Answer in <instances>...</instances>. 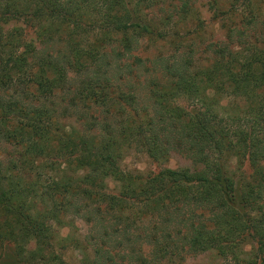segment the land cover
I'll list each match as a JSON object with an SVG mask.
<instances>
[{
	"label": "trees",
	"instance_id": "obj_1",
	"mask_svg": "<svg viewBox=\"0 0 264 264\" xmlns=\"http://www.w3.org/2000/svg\"><path fill=\"white\" fill-rule=\"evenodd\" d=\"M209 1L228 22L202 63L196 0H0L1 264H72L55 241L76 218L81 264H264V0ZM127 147L198 169L133 172Z\"/></svg>",
	"mask_w": 264,
	"mask_h": 264
},
{
	"label": "rangeland",
	"instance_id": "obj_2",
	"mask_svg": "<svg viewBox=\"0 0 264 264\" xmlns=\"http://www.w3.org/2000/svg\"><path fill=\"white\" fill-rule=\"evenodd\" d=\"M228 5H222V7L216 6L213 2L209 0H196L193 12L190 15V18L186 20L185 27L183 32L186 36V43L193 45L192 40H196L194 47V58L200 56L201 62L209 63L210 53L205 51L206 48H209L210 45L219 43L225 38V31L223 24L228 22L225 13H220L219 11L227 10ZM225 12V11H224ZM223 17H225L223 21ZM188 27V28H187ZM49 44L50 40H45ZM42 43V42H41ZM42 43V44H43ZM37 44V43H36ZM163 42L153 43L149 40H142L139 44L140 49L137 51L140 55H150L152 56L158 48L171 50V47L168 45L163 46ZM38 45V44H37ZM38 51V48H36ZM145 91L143 103L147 101V96L149 93L146 90L142 89V92ZM182 104L190 106L192 103L191 100H183ZM223 105H226L227 99L222 100ZM1 144V143H0ZM2 145V144H1ZM123 158L121 160V166L127 170L133 172H141L147 174L150 172L158 171L162 167H172V168H190L192 171H195L196 168L192 162L186 157L180 155L179 153L172 151L167 160L162 162H157L152 160L145 152L141 151L136 147H127L125 152L122 153ZM231 169L234 172L235 177L238 180H243L250 175L251 169L249 165L236 158L232 159ZM108 183L113 187L115 182L108 179ZM4 202L0 200V216L3 210ZM89 230V225L83 219L76 218L74 219L71 225L59 228L57 231L56 241L58 239L71 236L72 239L65 241L63 245L56 244V250H58L65 260L72 264H81V259L84 255L85 249L89 252L91 250L90 244L86 243L84 237ZM77 239L82 243L79 244ZM25 251L28 252L34 248L32 241H24ZM251 246L248 244L244 247L246 251H249ZM2 246L0 243V264L2 261ZM244 256V255H243ZM188 264H222V260L216 255L215 252L207 251L201 254H189L187 258ZM230 264V263H229Z\"/></svg>",
	"mask_w": 264,
	"mask_h": 264
}]
</instances>
